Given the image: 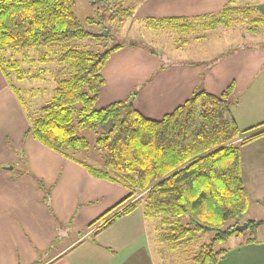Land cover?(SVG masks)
<instances>
[{"label":"trees","instance_id":"obj_1","mask_svg":"<svg viewBox=\"0 0 264 264\" xmlns=\"http://www.w3.org/2000/svg\"><path fill=\"white\" fill-rule=\"evenodd\" d=\"M92 4L102 20L118 24L133 14L132 7L121 0H92ZM73 5V0H0V57L6 49L50 46L90 35L99 38V34L83 27ZM234 12L226 5L216 13L207 14L201 18L202 29L235 24L238 19ZM236 12L247 18L249 31L264 28V17L255 14L254 8H240ZM87 20L94 18L90 16ZM145 23L154 30L194 29L183 17H148ZM122 45L118 43L100 52L73 47L59 52L55 60L67 68L68 75L53 79L52 95L38 108L35 117L27 115L26 133L66 155L65 151L88 149L90 144L83 130L95 132L100 164H80L94 177L119 180L128 188L124 198L78 231L80 236L94 225L97 226L93 233H97L142 203L146 217L159 218V239L169 248L211 234L196 247L188 264H214L224 257L226 249L222 246L228 237L239 233L234 230L236 222L227 223L245 213L248 207L239 147L264 133V121L245 129L238 127L228 100L232 83L220 95L204 88L196 89L160 119L144 116L128 98L96 108L95 101L104 85L101 70L110 53ZM150 52L154 51L150 49ZM2 61L20 73L16 60H5L2 56L0 69L5 77ZM37 183L48 204L49 187L39 179ZM182 216H186V221ZM247 223L248 227L257 228L264 225V220Z\"/></svg>","mask_w":264,"mask_h":264},{"label":"crops","instance_id":"obj_2","mask_svg":"<svg viewBox=\"0 0 264 264\" xmlns=\"http://www.w3.org/2000/svg\"><path fill=\"white\" fill-rule=\"evenodd\" d=\"M241 3L264 17V0ZM134 4L131 17L144 22L148 17H183L194 29L186 33L188 38L177 32L207 44L209 35L223 24L202 29L201 18L234 5V0H136ZM198 30L200 34L194 35ZM179 41L174 44L176 50L181 47ZM233 49L214 61L221 49L161 59L142 44L123 43L110 53L101 70L104 85L95 107L128 98L144 116L160 119L194 90L204 88L220 95L232 83L228 100L238 127L258 124L264 121V47ZM16 88L0 69V264H154V255L163 253L159 218L146 217L142 203L95 234L97 225L81 236L77 233L129 190L119 180L94 177L80 164L99 165V155L96 159L90 153L87 159L77 157L81 151L63 155L26 133L29 123ZM28 91L32 100L33 88L29 86ZM239 154L248 199L250 188L264 206V133L241 144ZM37 179L49 187L48 204ZM256 216L259 211L249 213L246 222ZM70 234L77 237L65 241ZM214 264H264V241L238 242Z\"/></svg>","mask_w":264,"mask_h":264},{"label":"rangeland","instance_id":"obj_3","mask_svg":"<svg viewBox=\"0 0 264 264\" xmlns=\"http://www.w3.org/2000/svg\"><path fill=\"white\" fill-rule=\"evenodd\" d=\"M124 5L133 6L136 0H121ZM140 1V0H138ZM73 11L83 27L92 34H101L107 31V35H100L99 38L90 35L82 39H68L64 42L32 47L30 49H6L1 54L5 60H16L18 62L19 71L10 69L2 61V67L6 73L7 81L12 86L17 88V98L25 110L26 115L29 117H35L38 113V108L42 106L46 100L50 97L54 88V78H63L68 75L67 68L64 65H59L56 62V55L66 47H73L79 50H91L100 52L115 44H126L133 41L138 44H142L149 49H152L157 53L161 59H170V57H188L190 55H199L201 53H207L214 48L221 49L220 53H227L232 51L238 45H257L258 47H264V28L259 27L257 32L249 31L247 28L249 24L247 18H241L240 14L236 10L247 8L240 1L234 0V5L229 6L233 9L234 16L238 19L237 22L231 26H220L213 33L209 35L207 44L198 43L195 38L190 40L187 32H184V36L180 35L177 31H158L146 29V23L137 17L128 18L124 23L118 24L110 22L108 19L102 20L99 13L96 12V5L92 4V0H73ZM254 2V0H250ZM133 5V6H132ZM93 16V21H88L87 18ZM201 31H196L194 35H199ZM180 43V49L176 50L174 44L177 41ZM185 40V41H184ZM184 41V44H182ZM206 46L204 51L203 46ZM202 48V49H201ZM234 50V49H233ZM24 54V55H23ZM1 56V57H2ZM0 57V58H1ZM33 88L34 98L30 99V93L28 87ZM51 86V88H50ZM39 88V89H38ZM51 89V90H50ZM100 128L99 130H101ZM82 134L89 142L88 149L82 150L77 153V157L87 159L88 153L96 159L99 155L97 148L94 144L95 132L89 130H83ZM264 181V180H262ZM249 188V186H248ZM264 189V188H262ZM137 196V195H136ZM259 211V216H256V220H264V206L261 202V197L249 188V199L247 211L227 224L246 223L249 213H255ZM181 219L186 221V216H182ZM211 234L202 236L199 241H193L190 243H180L174 250H169L167 244L163 242L161 245L163 253L159 256L154 255V264H188L190 263L191 256L196 247L209 239ZM77 236L75 234L68 235L65 241L74 239ZM248 238L257 239L258 241H264V225H260L257 228L247 227L240 230L237 235H231L225 241L222 247L228 249L238 242H245ZM151 241L153 242L152 238ZM216 248H220L217 246ZM148 264V263H144Z\"/></svg>","mask_w":264,"mask_h":264},{"label":"water","instance_id":"obj_4","mask_svg":"<svg viewBox=\"0 0 264 264\" xmlns=\"http://www.w3.org/2000/svg\"><path fill=\"white\" fill-rule=\"evenodd\" d=\"M107 33H108L107 31H104L103 33H101L99 35H107ZM247 227H248V223L247 222L244 223V224H237V225L234 226V230L240 231V230H243V229H245Z\"/></svg>","mask_w":264,"mask_h":264}]
</instances>
